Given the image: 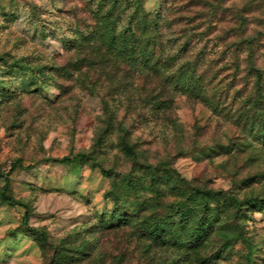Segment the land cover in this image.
<instances>
[{"label":"rangeland","instance_id":"obj_1","mask_svg":"<svg viewBox=\"0 0 264 264\" xmlns=\"http://www.w3.org/2000/svg\"><path fill=\"white\" fill-rule=\"evenodd\" d=\"M93 1L0 0V264H264V131L246 127L264 129V0H145L150 13L169 5L176 51L188 41L202 63L204 103L165 86L162 72L149 85L121 62L67 76ZM246 36L252 46L240 47ZM150 168L241 202L217 206L198 251L210 262L94 226L125 201L135 208L128 178ZM7 179L24 206L3 201Z\"/></svg>","mask_w":264,"mask_h":264},{"label":"trees","instance_id":"obj_2","mask_svg":"<svg viewBox=\"0 0 264 264\" xmlns=\"http://www.w3.org/2000/svg\"><path fill=\"white\" fill-rule=\"evenodd\" d=\"M145 2V0L93 1L91 15L94 23L79 29L82 36L79 39L76 37L72 39L67 49L68 62L63 63L61 70L67 76H71L72 70L81 71L83 67H103L109 63L121 62L131 67L134 72H138L146 84L156 82V78L162 72L163 80L166 81L165 86L203 103L209 101L207 95L209 90L203 87L205 76L199 71L202 63L187 56L191 47L190 42L181 41L178 52L175 49V42H172L170 34L173 22L169 19V5H161L158 11L150 13L146 11ZM253 42L254 37L246 36L239 45L252 46ZM78 48H82V51L76 54ZM45 70L47 69L42 67L41 73L45 74ZM261 77L262 73L258 70L256 78ZM167 93L166 88L162 89L160 95H154L156 97L152 98L154 100L151 101L152 104L159 108L160 97L163 98ZM247 126L252 131H264L260 127L255 129L254 121L246 122ZM64 160L72 161L69 157ZM162 167H165V164ZM162 170L165 168H158L157 171L161 173ZM154 171H156L154 168L149 169V177L128 178L132 195L135 197V208L128 207L129 201H125L124 206L120 207L122 209L115 210L108 219L106 214H103L94 226L111 232L132 230L131 234L137 233L146 237L157 247L184 249L186 257L197 255L200 261L202 259L210 262L211 257L199 256L198 251L205 245L207 238L214 234L220 222L218 219L220 214H216L217 206L224 202L229 209H233L239 207L241 202L225 192L203 191L198 188L189 191L185 179L171 174V170L170 173L161 174ZM9 185L7 179L1 191L3 201L11 205L24 206L8 193ZM144 192L150 195L139 196ZM222 196L226 199L223 200ZM261 200L259 197L251 198L249 204ZM28 229L36 231L29 226ZM239 236L240 234L236 237ZM174 264H180V260L174 261Z\"/></svg>","mask_w":264,"mask_h":264}]
</instances>
